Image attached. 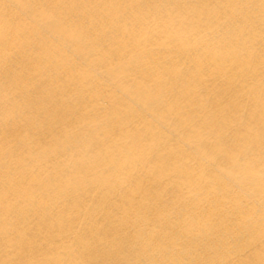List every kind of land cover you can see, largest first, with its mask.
Listing matches in <instances>:
<instances>
[{
    "label": "bare ground",
    "instance_id": "bare-ground-1",
    "mask_svg": "<svg viewBox=\"0 0 264 264\" xmlns=\"http://www.w3.org/2000/svg\"><path fill=\"white\" fill-rule=\"evenodd\" d=\"M0 264H264V0H0Z\"/></svg>",
    "mask_w": 264,
    "mask_h": 264
}]
</instances>
